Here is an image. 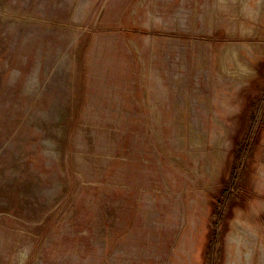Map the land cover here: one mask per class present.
<instances>
[{
	"label": "rangeland",
	"instance_id": "obj_1",
	"mask_svg": "<svg viewBox=\"0 0 264 264\" xmlns=\"http://www.w3.org/2000/svg\"><path fill=\"white\" fill-rule=\"evenodd\" d=\"M0 264H264V0H0Z\"/></svg>",
	"mask_w": 264,
	"mask_h": 264
},
{
	"label": "bare ground",
	"instance_id": "obj_2",
	"mask_svg": "<svg viewBox=\"0 0 264 264\" xmlns=\"http://www.w3.org/2000/svg\"><path fill=\"white\" fill-rule=\"evenodd\" d=\"M216 63V62H215ZM186 224V223H185Z\"/></svg>",
	"mask_w": 264,
	"mask_h": 264
}]
</instances>
